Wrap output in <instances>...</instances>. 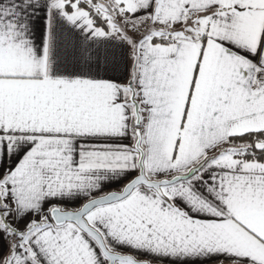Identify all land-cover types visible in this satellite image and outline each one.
<instances>
[{
  "label": "snow or ice",
  "instance_id": "6c2138e0",
  "mask_svg": "<svg viewBox=\"0 0 264 264\" xmlns=\"http://www.w3.org/2000/svg\"><path fill=\"white\" fill-rule=\"evenodd\" d=\"M0 264H264V0H0Z\"/></svg>",
  "mask_w": 264,
  "mask_h": 264
}]
</instances>
